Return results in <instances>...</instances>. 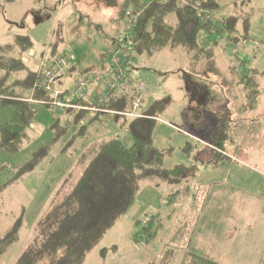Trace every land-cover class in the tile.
Segmentation results:
<instances>
[{
	"label": "rangeland",
	"instance_id": "rangeland-1",
	"mask_svg": "<svg viewBox=\"0 0 264 264\" xmlns=\"http://www.w3.org/2000/svg\"><path fill=\"white\" fill-rule=\"evenodd\" d=\"M124 2L0 0L4 58L0 88L11 85L14 94L26 96L17 81L37 70L43 53L72 57L74 70L55 81L58 90L71 88L84 74L94 79L93 87L114 74L112 58L129 27L128 17L119 16ZM208 14L214 22L231 17L234 30L217 28L195 56L182 46L136 54L129 75L133 84L141 82L149 89L143 110L160 104L153 113L151 138L164 154L162 169L179 166L196 174L187 179L164 173L139 178L132 204L86 252L81 264H180L186 252L219 264H232L237 252L264 264V258L257 257V247L264 246V0H220ZM24 36L29 38V49H22L25 43L19 40ZM21 57L27 59L24 66L12 70ZM242 71L261 91L250 110L244 108L242 86L236 84ZM91 94L83 96L89 100ZM6 98L0 95V126L13 115ZM28 101L34 115L20 149L15 153L0 149V238L21 220L18 238L1 253L0 264H17L59 192L73 186L103 142L129 138L127 129L110 115L78 121L77 112L62 116ZM57 117L59 128L66 125L64 132L51 127ZM218 119L226 121L229 138L216 153L210 150V135L217 133ZM70 135L75 136L66 148ZM27 164L34 166L19 173ZM154 215L163 219L156 237L148 243L134 242L135 233ZM232 232L240 241L230 242L229 248L225 236ZM244 236H252V241L242 242Z\"/></svg>",
	"mask_w": 264,
	"mask_h": 264
},
{
	"label": "trees",
	"instance_id": "trees-1",
	"mask_svg": "<svg viewBox=\"0 0 264 264\" xmlns=\"http://www.w3.org/2000/svg\"><path fill=\"white\" fill-rule=\"evenodd\" d=\"M219 1L147 0L141 5L139 0H125L120 5L119 16L126 15L129 20L126 35L120 42L118 49L124 58L121 69L125 76L124 82H127L130 90L136 91L138 85H143L146 89L141 96V105L149 89L141 82L133 84L129 78L136 54L149 53L151 49L174 46L184 47L186 51L194 53L193 56L196 55L195 53H200L203 51L201 42L216 34L217 28L234 30V20L231 17H221L217 22L210 18L208 13L218 8ZM128 5H131V10L126 9ZM134 10L137 11L136 14H133ZM131 12L132 16H129ZM19 41L25 43L22 45V49L28 48L30 45L29 38L26 36L20 38ZM57 58L66 59L67 64L52 80L50 90H44L40 85L39 74L42 69L47 67L48 63ZM21 59L16 60V67L13 65L12 70H19L24 66L27 59L25 57H21ZM3 60L4 58L0 56V66ZM111 67L116 71L113 62ZM72 70H74V66L71 55H57L52 52L47 57V54L43 53L37 70L29 74L26 79L17 81L21 88L26 89V96L14 94L11 85L0 88V95L7 97L6 102L13 109L11 120L0 126V149L8 153H15L20 149L25 132L34 115V110L28 99L44 104L58 115L63 116V114H71V112L76 114L77 112L78 121L88 117L92 122L99 117L100 113L81 110L71 111L67 108L60 109L51 104L55 99L76 105L91 104L83 96L89 89H86L80 97L70 96V90L74 83L91 76L89 74L78 76L73 81L71 88L64 90L54 88L55 81L62 77L65 72ZM236 84L242 86V94L246 100L244 108L253 109L261 92L258 85L246 74H243ZM88 88H93V86ZM48 92H51V95ZM55 95H57L56 98ZM131 102V97L115 89L109 92V100L103 107L119 112H129ZM158 105H152L145 110L140 107L142 117L129 118L117 114L112 116V119L119 120L121 125L127 129L128 140L109 139L103 142L97 151L88 158L73 186L66 192L64 189L59 192L58 201L51 204L36 225L35 238L27 250L18 258L17 264H35L39 261H43V264H81L86 252L97 244L103 234L132 204L135 182L139 178L154 173H164L176 174L181 179H187L186 177H193L196 174L193 170H186L187 168L179 166L167 170L162 169L164 154L153 146L151 138L155 122L153 113ZM59 119L60 117L55 118L56 122L51 126L52 128L60 124ZM222 120L215 121L217 133L210 135L213 142L210 150L216 153L218 152L217 149L222 150L223 143L229 138L227 124L223 126L226 121L223 120V122ZM84 127H80L81 134H83ZM65 128L66 125L63 124L59 129L64 132ZM74 136H71L66 148L70 147ZM58 138L59 135H56L55 139ZM32 165L27 164L20 168L19 173L29 171L34 166ZM155 222L157 223L156 226ZM140 223V220L136 221V225ZM20 224V219L15 220L8 232L0 238V255L8 245L17 240ZM162 227V217L154 215L146 219L145 226L135 233L133 241L148 243L156 237L157 231ZM180 264L218 263L201 254L186 252L183 254Z\"/></svg>",
	"mask_w": 264,
	"mask_h": 264
},
{
	"label": "built area",
	"instance_id": "built-area-1",
	"mask_svg": "<svg viewBox=\"0 0 264 264\" xmlns=\"http://www.w3.org/2000/svg\"><path fill=\"white\" fill-rule=\"evenodd\" d=\"M124 60V58L120 55V51L118 50L113 58L112 62L116 67V71L114 74H111L110 76H107L101 82L93 87V92L90 96H92V99H89L90 105H76L71 104L67 102H61L59 100H56L55 98L57 95H55V100L51 102L53 106H56L57 108L63 109V108H70L73 110H81V111H88L92 113H100L106 116H113L114 114L127 116L129 118L132 117H142L140 113V107H141V100H142V93L146 91L143 85H138L137 90H130L129 85L127 82H124V73L121 69V63ZM67 60L64 58H57L50 63L47 64V67L42 69L39 77L41 78L40 85L44 88V90H50L51 88V82L54 79V77L59 74L66 66ZM94 79L91 76L85 77L83 79L77 80L72 89L70 90V96L71 97H80L88 87L92 86ZM119 90L121 93L128 95L131 97V110L129 112H119L114 111L110 109H106L103 107L106 102L109 100V92L112 90Z\"/></svg>",
	"mask_w": 264,
	"mask_h": 264
},
{
	"label": "crops",
	"instance_id": "crops-1",
	"mask_svg": "<svg viewBox=\"0 0 264 264\" xmlns=\"http://www.w3.org/2000/svg\"><path fill=\"white\" fill-rule=\"evenodd\" d=\"M90 92H91V89H89L87 91V95ZM70 137H71V135H70ZM229 233L225 237L227 238L228 247L230 248V242H232V241L237 242V241H240V239L239 240L237 239V237L234 234V232H232L233 235H229ZM241 241L242 242H250V241H252V236H244V237L241 238ZM259 247L260 246L257 247V252L259 251V253H257V257L258 258H264V246H262L261 250H260ZM233 255H234V257L232 258V264H263L262 262L254 261L255 260L254 259L255 257H253V259L250 260L249 257H252V256H243L242 254L237 253V252L236 253H233ZM240 255H241V257H240ZM241 259H244L243 262L241 261ZM221 264H222V262H221Z\"/></svg>",
	"mask_w": 264,
	"mask_h": 264
}]
</instances>
